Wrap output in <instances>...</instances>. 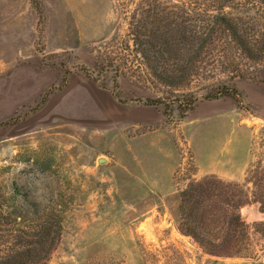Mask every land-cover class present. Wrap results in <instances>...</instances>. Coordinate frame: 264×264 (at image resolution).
<instances>
[{
	"label": "rangeland",
	"instance_id": "rangeland-1",
	"mask_svg": "<svg viewBox=\"0 0 264 264\" xmlns=\"http://www.w3.org/2000/svg\"><path fill=\"white\" fill-rule=\"evenodd\" d=\"M209 176L247 203L204 200L205 247L178 216ZM54 208L43 264H258L264 0H0V264Z\"/></svg>",
	"mask_w": 264,
	"mask_h": 264
},
{
	"label": "trees",
	"instance_id": "trees-1",
	"mask_svg": "<svg viewBox=\"0 0 264 264\" xmlns=\"http://www.w3.org/2000/svg\"><path fill=\"white\" fill-rule=\"evenodd\" d=\"M219 94L230 95L237 94L234 88L223 86ZM214 176L204 177L198 181H194L189 184L185 189L180 192V205H179V216L178 223L179 229L185 235L191 236L200 246H208L209 241L200 234L199 229L202 228V223H196L193 219L199 211L203 210L204 200L205 199H220L224 196L226 204H230L233 208H238L243 204L247 203V199H244L241 194V190H233L230 197L227 195V192L223 190V181L218 178H213ZM18 190L15 188L14 193ZM15 208L19 211V214H28L31 210V206L28 204L16 205ZM52 214L54 215L51 220L46 221L44 226H41L40 238L35 241H30V243H35L39 245V250H25L24 253H21V259L16 264H43L46 260L50 249L54 245L57 236L60 232V219H61V210L60 209H51ZM20 216V215H18ZM194 221H193V220ZM195 222V223H194ZM15 230V229H14ZM207 252L220 255L221 251L218 249H209ZM224 254V253H223ZM36 256L35 259L33 257ZM7 259L5 262H8ZM27 262V263H26ZM8 264V263H3Z\"/></svg>",
	"mask_w": 264,
	"mask_h": 264
},
{
	"label": "crops",
	"instance_id": "crops-1",
	"mask_svg": "<svg viewBox=\"0 0 264 264\" xmlns=\"http://www.w3.org/2000/svg\"><path fill=\"white\" fill-rule=\"evenodd\" d=\"M219 176L221 177V175ZM258 264H264V258Z\"/></svg>",
	"mask_w": 264,
	"mask_h": 264
},
{
	"label": "water",
	"instance_id": "water-1",
	"mask_svg": "<svg viewBox=\"0 0 264 264\" xmlns=\"http://www.w3.org/2000/svg\"><path fill=\"white\" fill-rule=\"evenodd\" d=\"M98 162L102 163V162H104V159L103 158H99Z\"/></svg>",
	"mask_w": 264,
	"mask_h": 264
}]
</instances>
